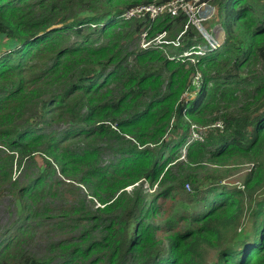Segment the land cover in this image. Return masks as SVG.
Wrapping results in <instances>:
<instances>
[{
    "label": "trees",
    "instance_id": "1",
    "mask_svg": "<svg viewBox=\"0 0 264 264\" xmlns=\"http://www.w3.org/2000/svg\"><path fill=\"white\" fill-rule=\"evenodd\" d=\"M171 1L0 0V264H264V0H199L194 65L183 12L120 16Z\"/></svg>",
    "mask_w": 264,
    "mask_h": 264
},
{
    "label": "built area",
    "instance_id": "2",
    "mask_svg": "<svg viewBox=\"0 0 264 264\" xmlns=\"http://www.w3.org/2000/svg\"><path fill=\"white\" fill-rule=\"evenodd\" d=\"M202 5L203 4L199 3V0H173L169 3L160 6L155 4H149L129 9L124 12V17L129 19L132 17H139L144 13H148L149 16L153 19L156 16H159L164 13H170L171 15H175L179 11H181L185 14L187 20L184 24V29L180 32V34L183 33L184 30L188 27L193 26L201 35V37L206 40V42L210 45L211 48L216 47L218 45L216 39L206 29V25L203 23V19L200 20L202 18V15L201 17H199L198 15L199 8ZM145 35L146 33L142 34L143 37ZM216 126L222 127V123L219 121L218 123H216ZM208 128L209 126L207 125L197 126L196 124H192L189 130V137L187 143H190L193 140L202 141ZM186 187L189 189L188 184H186Z\"/></svg>",
    "mask_w": 264,
    "mask_h": 264
},
{
    "label": "rangeland",
    "instance_id": "3",
    "mask_svg": "<svg viewBox=\"0 0 264 264\" xmlns=\"http://www.w3.org/2000/svg\"><path fill=\"white\" fill-rule=\"evenodd\" d=\"M200 4H203L199 8V11H198L199 17H201V15H202V18L200 20H202V19H203V21L205 20L204 23L206 22L207 26H209V27H207V26L206 27L208 29L213 30L215 33H217V37L219 39H221V41H222L224 35H223L221 29L219 28L218 25H215V23H212V21H215V17H216V11H215V13H213L214 12L213 4H211L209 2H207V3L204 2V3H200ZM209 15H211V16H209ZM212 16H213V18H212ZM143 42H144V44L142 46L147 44L146 40H144ZM184 97H186V96H184ZM109 157H110V155L105 154L104 160L109 159ZM36 161L38 163H40V158H37ZM247 167H248V165L240 166L238 168V170L236 172H234V174H232L231 176L226 178L225 181L235 182V183L238 182L241 184L243 173L245 172V168H247ZM70 182L72 183V180H70ZM76 184L77 183H75L74 185H76ZM186 189H187V187H186ZM81 192L83 194H86L85 202L89 203L91 201L89 199L90 196L88 195V193H86V190L83 187H81ZM93 203L95 204V205L93 204V206H98V204L96 205L95 201ZM17 219H18V215L16 213V207L13 203L12 197L9 195V190L6 186H2V187H0V234L3 232V229L5 227L8 226L10 228L11 227L10 225L12 223H15L17 221ZM34 250H35V252H37V249L35 247H34Z\"/></svg>",
    "mask_w": 264,
    "mask_h": 264
},
{
    "label": "clouds",
    "instance_id": "4",
    "mask_svg": "<svg viewBox=\"0 0 264 264\" xmlns=\"http://www.w3.org/2000/svg\"><path fill=\"white\" fill-rule=\"evenodd\" d=\"M202 3H204V2H202ZM139 7V6H138ZM214 8V13H215V7H213ZM130 9V8H129ZM128 9V10H129ZM125 11H127V10H124L122 13H121V17H123V18H125L124 17V12ZM141 16H139V17H132V18H140ZM157 17V16H156ZM155 17V18H156ZM151 18V17H150ZM212 18H213V16H212ZM125 19H127V18H125ZM130 19V18H129ZM152 19V18H151ZM154 19V18H153ZM205 21V20H204ZM205 24V23H204ZM207 27H209V26H207ZM206 27V29L212 34V36L216 39V42H217V46L216 47H210V45L206 42V40L205 39H203L202 37H201V35L198 33V35L200 36V38H201V42H199V43H197V45L195 44V45H193V46H191L189 49H187V50H185V51H183L181 54H178L177 55V59H180V58H186V61L187 62H189L190 64H192V65H194L195 63H196V61L198 60V56H201V55H203L205 52H210V51H212V50H214V49H216V48H218L220 45H221V43H222V41H221V39H219L218 37H217V33H215L213 30H211V29H208ZM184 29V28H183ZM183 29L181 30V31H183ZM186 30V29H185ZM184 30V31H185ZM180 31V32H181ZM180 32L178 33V35H177V38H176V41L179 39V37L181 36V34H180ZM146 33V32H145ZM159 37L161 36V34H159L158 35ZM203 40V41H202ZM144 41V37L142 36V40H141V46L143 45V42ZM150 42H148L147 41V44L146 45H148ZM175 44H178V43H175ZM146 45H144V46H142V47H145ZM170 58H173V57H170ZM199 78H200V80H199ZM201 78H202V75H201V72H197L196 73V75L192 78L193 80H192V82H193V84H195V86L196 87H198L199 86V83H201ZM183 97L184 96H187V92H184L183 93V95H182ZM221 122L222 123V127H219V126H216V123H218V122ZM203 125H207V126H209V128L207 129V132H206V134H205V136L210 132V131H212V130H218V131H222L223 130V128H224V123H223V121L222 120H216V121H213V122H210V123H206V124H200V125H197V126H203ZM190 128H191V125H190V127H189V130H190ZM189 130H188V133H187V136H186V140H185V142H184V144H183V146H182V149H181V153L182 154H184L185 153V148H186V146L188 145V144H190V143H192V142H194V141H196V140H193L192 142H190V143H187V141H188V137H189ZM204 136V137H205ZM203 141V140H202ZM248 167H250L249 165H248ZM246 170H249V168H246L245 169V171ZM235 183V182H234ZM239 187H240V183H236ZM128 188H130V187H128ZM155 189V186L152 188V189H150V191H153ZM190 189V188H189ZM188 189V190H189Z\"/></svg>",
    "mask_w": 264,
    "mask_h": 264
}]
</instances>
